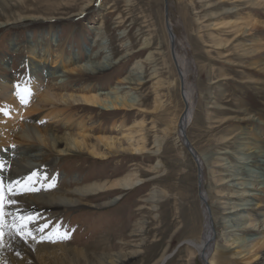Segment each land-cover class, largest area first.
<instances>
[{"label": "rangeland", "instance_id": "374dc122", "mask_svg": "<svg viewBox=\"0 0 264 264\" xmlns=\"http://www.w3.org/2000/svg\"><path fill=\"white\" fill-rule=\"evenodd\" d=\"M247 1L169 0L170 22L184 49L181 48L180 53L189 62L187 84L194 90L192 104L195 120L188 127L187 137L192 146L208 160L199 173L198 164L177 135L168 137L159 153L153 149L155 134L161 135L165 121L178 118L184 109L180 79L170 55L165 0H8L7 7L3 8V12L0 11V81L6 79L16 88L29 81L28 71L33 65H38L37 61L29 58L26 46L30 41L40 48L39 61L44 60V64L39 65L47 68L55 66L52 55L45 54L54 37L56 46L52 48L55 54L66 57L79 55L80 62H87L91 58L98 63L106 56L120 61L105 72L81 76L69 74L68 77L62 74V78L48 79L47 84L63 86L61 80L68 79V90L71 91L91 88L94 92L106 93L115 92L118 88L121 95L138 97L141 100L140 109H149L154 101V82L147 80L156 70L159 74L157 78L164 83L162 95H167L164 99L167 102L165 112L157 120L158 130L151 128L153 117L139 108L107 112L98 107H90L89 111L88 107L76 106L67 112L69 116H74L75 124L85 119L89 126L92 125L96 129L90 132L94 138L111 135L108 131L115 122L126 125L124 132L137 121L146 120L148 148L153 153H120L102 162L87 150L60 156L55 150L44 149L41 157L32 160L22 154L26 151L19 149L22 146L20 144L3 145L0 148V181L5 191L14 181H25L28 168L36 171V175L40 171L44 180L59 181L62 190H78L89 183L112 181L134 172H138L142 179L134 190L117 189L89 195L85 204H78L73 209L57 210L47 218V227L39 233L50 237L60 234L64 243L71 242V246L78 249L88 248L87 255L93 261L97 257L104 260L109 255L123 253V258H120L123 264H157L167 254L170 258L163 264H204L195 256H190L192 249L187 244L189 240L199 242L204 229L202 201L199 197L201 180L214 203L218 249H227L221 232L222 217L228 211L226 208L232 206L227 204L239 200L226 198L229 190L221 185V179H228L232 173L224 167V162H219L217 158L225 156L218 153L230 149L235 157H248L237 154L238 146L241 145L237 140L240 135L238 132L252 125L255 133L260 127L264 129V125H258V121H255L261 116L264 120V74L255 69L256 63L264 61V58L256 60L239 55L237 45L244 41L245 35L237 37L239 32L236 33L235 26L221 24L225 19L236 20L244 16L264 20V9L251 7L246 4ZM237 6L235 11L233 7ZM227 9L231 12H225ZM205 14L208 16L205 17ZM13 38L16 39V49H12L9 44ZM146 38L153 40L152 51L157 52L155 65L144 61L150 50L126 56L139 50ZM258 38L264 41V31L252 40ZM222 40L228 41V47L222 49L223 54L220 55L217 44ZM138 61L143 62L146 83L135 86L123 82V78L130 74L132 66ZM6 62L7 66L4 64ZM25 62H29L28 66H25ZM55 68L60 69L57 66ZM250 78L256 82L251 83ZM0 102L3 100L0 99ZM240 103L253 115L254 121L242 123L230 120L228 124L224 123V118L244 116V113L239 112ZM5 119L0 115V122ZM24 123L29 122L24 120ZM24 123L13 124L15 129L12 127V132L20 131L19 127ZM47 123L41 127H51ZM54 129L61 135L76 132V128L64 126ZM224 134L233 140L228 146L220 147L218 139ZM260 138L264 150V131L260 133ZM15 152H20V155H10ZM254 156L256 154L252 158ZM230 161L232 166H238L234 158ZM245 166L257 170L256 167ZM153 167L156 170L153 171ZM15 174L19 177L13 176ZM37 193L35 189L34 196H38ZM52 193V189H43V200H47ZM153 193L161 194V198L148 200ZM16 197L7 193L6 200L17 201ZM25 199L33 203L32 197L25 195ZM106 203L109 205L99 207ZM245 227L252 228L254 225L247 221ZM138 228L142 232H135Z\"/></svg>", "mask_w": 264, "mask_h": 264}, {"label": "bare ground", "instance_id": "6f19581e", "mask_svg": "<svg viewBox=\"0 0 264 264\" xmlns=\"http://www.w3.org/2000/svg\"><path fill=\"white\" fill-rule=\"evenodd\" d=\"M7 2L8 0H0L1 12H3V8L5 9V7H7ZM246 4L251 7L253 6L264 9V0H248ZM233 8L237 11L236 8H238V6ZM225 12H231V10L227 9ZM207 16L208 15L205 14V17ZM239 20H244V22H239ZM231 23H233V25ZM221 24L235 26L236 33L239 32L237 37L241 34L245 35L243 37L244 41L237 45L239 55L244 58L246 57L248 59L256 60L264 58L263 39L258 38L257 40H252V38H254L259 32L264 31V20L257 19L255 16H244L236 20L225 19ZM172 27L174 32V52L172 51L171 46L170 55H172L171 58L173 62V55L175 57L176 63L174 62V66L176 70L178 67L183 74L184 81L183 88L181 87V96L184 103V109L178 118L171 121L169 120V122L165 121L166 119L164 120L165 125L164 128L161 129V135L155 132L153 149L156 150L155 152L157 153L162 150L165 140L174 134L177 135L180 139L179 141L182 142L183 123L185 122L188 130V127L192 125L195 120V111L192 104L194 90H192L187 84L189 62L187 61L186 56L180 53V49L182 48L181 43L176 36L173 25ZM152 41V38H146L141 44V47L138 48L139 50L129 53L126 56L129 57L135 54H141L145 50H150L144 61L148 64L155 65V56L157 55V52L152 51L154 46ZM52 42L50 44V49H47L45 54H47V56L52 55V62L55 66L47 68L46 66L42 67L39 65L44 64V60L39 61L41 56L40 48L37 47L33 41H30L28 42L26 49H28L29 58L37 61L38 65H33L28 71L27 77L29 81L18 88L9 84L6 79L0 81V99L3 100V102H0V115L6 118L4 121L0 122L2 126V128H0V148L10 144H20L22 146H19V149L21 151H26L22 154L28 156V158H31L32 160L41 157V153L44 149L55 150L60 156H68L73 152L80 153L87 150V152L91 153L95 159L102 162L112 158L113 155L120 153L144 155L152 152V150L148 148L146 120L137 121L134 125L128 128V131L124 132L122 131L125 129L126 125L124 123L115 122L108 131L111 135H101L94 138L90 134V132L96 131L92 125L89 126L85 119L80 120L79 123L75 124V121L73 120L74 116H69L67 113L71 108L76 106L88 107L87 109H89V111L90 107H98L107 112L137 110L141 103V100L138 97L121 95L119 94L118 88L115 92L109 91L106 93L101 91L94 92L91 88H81L71 91L68 90V79L65 81L64 79L61 80L60 84L63 83V86H57L55 83L52 85L47 84L48 79L50 80L55 77L62 78V74H66L64 77H68L67 75L69 74L81 76L85 73L94 75L101 71L105 72L113 68L120 60L114 61L110 56H106L98 63L92 61L91 58L87 60V62H80L79 55L66 57L61 54H55L54 49L52 48L53 46H56V39L54 37L52 38ZM9 44L12 49H16V39H11ZM227 44L228 41L223 40L217 44L220 55L223 54V51L221 50L228 47ZM51 50L52 54H50ZM142 63L143 62L141 61L136 62L134 66H132L133 68L130 74L123 78V82L135 86H140L146 83L144 78L145 71ZM4 64L7 66V62ZM28 64L29 62H25V66H28ZM256 65L255 69L261 74H264V61L257 62ZM56 66L60 67V69L55 68ZM157 74V71L154 70L150 79L147 80V82H154L152 85L154 101L152 102L151 108H139L142 112L146 114L148 113L153 117L151 127L153 130H158L157 120L162 116V113L165 112L164 108L167 103L164 101L167 95H162V88L164 87L163 80L157 78ZM249 81L251 83L256 82L254 78H250ZM180 85H182L181 81ZM166 88L169 87L166 86ZM25 90H27V92H25ZM11 91L13 94H11ZM18 93L27 96V103H21ZM183 96L186 98V102L183 99ZM186 108L188 113L185 117L184 112ZM239 110L240 113H244L243 117L224 118L223 122L226 121L224 123L228 124L230 120L242 123L254 121L253 115L247 109L245 110V105L243 103L239 104ZM163 117H165L164 114ZM24 120H27L29 123H24ZM255 121H258V125H264L262 116ZM20 122L24 123L19 127L21 128L20 131L12 132L13 124H20ZM46 122H48V126L51 127H41V125ZM73 124H75V127ZM58 126H64L71 129L76 128V132H65L61 135L54 129ZM253 127V125L246 126L238 132V135H240L237 140L241 145L238 146L237 154L248 157H235L236 155L232 153L230 149L218 153L225 156V158H217L219 162H224V167L232 173L228 176V179H221V185H225L229 190L226 198L239 200V202L227 204L232 206L226 208L228 211L226 214H223L222 217L221 232L226 243L225 246L227 247L225 250L218 249L217 220L213 212L214 203L211 202L209 190L206 185L204 186L202 181L200 199L202 201V212L204 214V229L199 242L189 240L187 241V244L190 245L192 249L190 256H195V258L199 259L204 264H264V150H262V145L259 142L262 141L260 133L263 132L264 129L262 130L260 127L255 133ZM232 140V137L224 134L218 139V144L220 147H225L231 144ZM187 141L188 150L193 153L196 157V159L194 158L195 162L198 163L201 166L200 168H202L201 170H203V167L206 165V156H202V154L192 146L188 137ZM263 143L264 142H262V144ZM26 145L28 146L26 147ZM29 153L31 156H29ZM253 154H256V157L254 156V158H252ZM10 155L17 157L20 155V152L10 153ZM231 158H234L238 162V166L234 167L231 165ZM245 165L256 167L257 170L248 169ZM154 170H156L155 167H153V171ZM32 173H36V171H31V169L28 168L26 176H29ZM40 174L41 172L39 171V174L33 178L31 183L30 181H26L25 185L20 186L21 188L24 186H30L34 188L33 191H22L20 194H16L18 206L21 209L26 210L28 213L34 214V218L38 221V223L30 225L37 236V240H29L26 243L19 237L13 238V234L8 227L11 223V217L6 216L4 245L0 247V264H123L120 259L123 258V253L109 255L104 260L97 257V259L93 261L87 255L88 248L78 249L77 247H73V245L71 246V242L68 244L64 243L60 234H55L50 237L49 235L39 233L37 228L43 227L47 222V218L52 214H55L57 210L73 209L78 204H85V201L90 198L89 195H97L103 192H114V190L117 189L123 191L136 189L142 182L138 172L128 175L126 174L127 176L112 181L93 184L89 183L83 188H78V190H62L59 181H50L49 179L44 180ZM13 176H17V178L19 177L18 174ZM218 187L219 185H217V188ZM45 188L47 190H53V193L47 198V200H43L42 196V190ZM35 189L38 192V196H34ZM5 193L7 195V190ZM25 195H28L29 198L32 197L33 203H29L25 199ZM160 195L153 193L148 200L151 199V201H155L161 198ZM107 205L109 204H100L99 207ZM15 207L16 206H13L12 210H14ZM7 211L8 209H6V212ZM239 214H241V216ZM247 221L250 222L251 225H254V227H245ZM258 224L259 226L257 227ZM135 232L139 233L142 231L138 228ZM41 236L47 238L40 239ZM17 253H19V255ZM136 253L138 254L139 252L136 251ZM169 258V255H163L157 264H163Z\"/></svg>", "mask_w": 264, "mask_h": 264}, {"label": "snow or ice", "instance_id": "6c2138e0", "mask_svg": "<svg viewBox=\"0 0 264 264\" xmlns=\"http://www.w3.org/2000/svg\"><path fill=\"white\" fill-rule=\"evenodd\" d=\"M27 92V90H25ZM21 103H27V96L25 94L18 93ZM6 114V113H5ZM2 167V166H0ZM36 176V173H32L28 177L25 178V181L17 180L10 184L7 188V193L16 195L20 194L22 191H33L34 188L30 186L20 187L21 185H25L26 181H33V178ZM13 206H16L14 210ZM6 209L8 211L6 212ZM6 216L11 217V223L8 225L10 231L13 234V238L19 237L24 240L26 243L31 241H36L37 236L33 232L30 225L38 223L37 219L34 218V214L28 213L26 210L21 209L18 206V201L13 199L6 200L5 189L2 186V181H0V247L4 245V237H5V224H6ZM47 225L45 224L43 227H38L37 231L43 232L44 228ZM67 237V233L64 234V238ZM47 237L41 236L40 239H44ZM19 255V253H17Z\"/></svg>", "mask_w": 264, "mask_h": 264}, {"label": "water", "instance_id": "95a60500", "mask_svg": "<svg viewBox=\"0 0 264 264\" xmlns=\"http://www.w3.org/2000/svg\"><path fill=\"white\" fill-rule=\"evenodd\" d=\"M165 24H166V30H167V34H168V37L170 39V43H171V46H172V51L174 52V41H173V36H174V32H173V27L171 25V22H170V18H169V0H165ZM173 60L175 62V57L173 55ZM176 63V62H175ZM177 73H178V76H179V79L182 83L181 87L183 88V81H184V78H183V74L182 72L178 69L177 67ZM183 99L185 100L186 102V98L183 96ZM188 113V110L186 108L184 114H185V117ZM187 127H186V124L185 122L183 123V130H182V142L183 144L186 146L187 149L188 148V141H187ZM190 152V151H189ZM193 156V158L196 159V157L193 155L192 152H190ZM198 164V163H197ZM200 165L198 164V170H199V173L201 171V168L199 167ZM199 187H200V191H199V197L201 196V187H202V183H201V180L199 182Z\"/></svg>", "mask_w": 264, "mask_h": 264}]
</instances>
